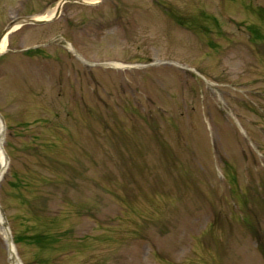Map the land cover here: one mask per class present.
I'll list each match as a JSON object with an SVG mask.
<instances>
[{"label":"rangeland","instance_id":"1","mask_svg":"<svg viewBox=\"0 0 264 264\" xmlns=\"http://www.w3.org/2000/svg\"><path fill=\"white\" fill-rule=\"evenodd\" d=\"M0 115L21 264H264V0L66 2L8 34Z\"/></svg>","mask_w":264,"mask_h":264},{"label":"bare ground","instance_id":"2","mask_svg":"<svg viewBox=\"0 0 264 264\" xmlns=\"http://www.w3.org/2000/svg\"><path fill=\"white\" fill-rule=\"evenodd\" d=\"M86 1V0H84ZM97 0H92L91 2H96ZM48 16H50V13H47V14H44L43 16H41L40 18H47ZM7 45V37L4 36L2 38V40L0 41V52L3 51L5 49ZM0 166L2 164V152L0 151ZM2 167V166H1ZM1 173H2V169L0 170V177H1ZM0 234L1 236L3 237V239H5V236H6V232L1 228V225H0ZM6 249H7V252H8V258L10 260V264H21L19 259H18V256H17V253H16V250L14 248L13 245H6Z\"/></svg>","mask_w":264,"mask_h":264},{"label":"water","instance_id":"3","mask_svg":"<svg viewBox=\"0 0 264 264\" xmlns=\"http://www.w3.org/2000/svg\"><path fill=\"white\" fill-rule=\"evenodd\" d=\"M63 1H77V2H83V0H61L59 4H61ZM46 22L45 20H36L30 17H21V18H17L14 19L13 21H11L7 27L2 31V33L0 34V40L3 37V35L15 24H28V23H32V24H41ZM0 120L2 121V119L0 118ZM0 217L2 218L3 221V227L6 230V222L4 219V214L2 212V210L0 209ZM8 244H10V239H7Z\"/></svg>","mask_w":264,"mask_h":264}]
</instances>
